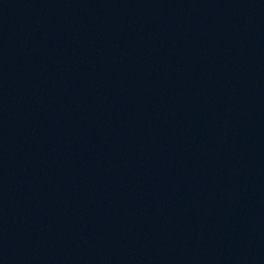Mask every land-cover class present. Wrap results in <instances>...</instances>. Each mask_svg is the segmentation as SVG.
<instances>
[{
    "label": "water",
    "instance_id": "95a60500",
    "mask_svg": "<svg viewBox=\"0 0 264 264\" xmlns=\"http://www.w3.org/2000/svg\"><path fill=\"white\" fill-rule=\"evenodd\" d=\"M0 264H264V0H0Z\"/></svg>",
    "mask_w": 264,
    "mask_h": 264
}]
</instances>
